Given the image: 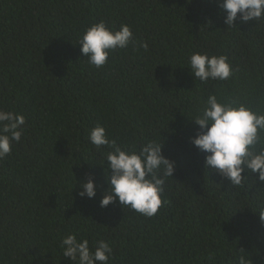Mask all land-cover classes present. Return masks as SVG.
Segmentation results:
<instances>
[{"label": "trees", "instance_id": "obj_1", "mask_svg": "<svg viewBox=\"0 0 264 264\" xmlns=\"http://www.w3.org/2000/svg\"><path fill=\"white\" fill-rule=\"evenodd\" d=\"M100 20L127 23L148 50L89 65L77 42ZM236 24L225 28L218 0H0V107L26 118L0 159V264H70L59 246L69 232L110 241L109 264H264V182L252 173L236 187L206 169L187 117L210 92L264 112V21ZM193 51L226 54L233 76L195 81ZM97 124L121 146L162 142L175 162L155 216L100 206L110 149L87 139ZM88 173L92 199L74 187Z\"/></svg>", "mask_w": 264, "mask_h": 264}, {"label": "clouds", "instance_id": "obj_2", "mask_svg": "<svg viewBox=\"0 0 264 264\" xmlns=\"http://www.w3.org/2000/svg\"><path fill=\"white\" fill-rule=\"evenodd\" d=\"M218 8L225 28L238 26V19L241 23L264 21V0H218ZM77 43L81 45V53L87 56L88 64L97 68L108 62L111 52L130 45L145 50L149 47L146 41L137 40L127 23L116 28L104 20L88 26ZM187 67L194 80L201 84L227 81L235 72L226 54L201 51L189 54ZM187 117L199 126L191 143L206 153V169L217 172L222 180L227 179L236 187L242 186L252 173H258V180L264 182V112L253 109L239 96L222 99L210 92ZM25 123L22 113L0 107V159L12 152L14 143L21 142ZM87 139L102 152L104 146L110 149L104 154L108 187L103 190L100 206L107 207L118 201L123 209L129 208L148 218L155 216L162 206L164 185L167 178L172 177L175 163L162 154V142L149 140L141 144L139 150L121 146L109 138L102 124L90 128ZM77 185L81 197H95L98 184L93 174L88 173L74 187ZM258 214L264 221V210ZM59 246L70 264H109L113 257L110 241L100 239L90 243L76 232L64 235Z\"/></svg>", "mask_w": 264, "mask_h": 264}]
</instances>
